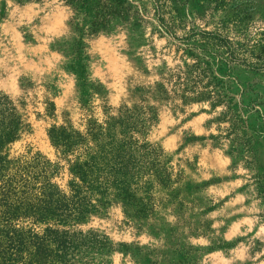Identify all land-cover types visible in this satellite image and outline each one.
<instances>
[{"label": "rangeland", "instance_id": "374dc122", "mask_svg": "<svg viewBox=\"0 0 264 264\" xmlns=\"http://www.w3.org/2000/svg\"><path fill=\"white\" fill-rule=\"evenodd\" d=\"M132 1L140 18L80 36L70 23L72 7L62 0H0V94L14 101L24 121L7 154L60 163L58 182L66 187L69 166L52 145V127L83 131L90 119L145 100L158 112L146 138L163 151L173 185H156L148 215L111 197L74 226L109 238L112 248L89 252L88 261L264 264V70L232 63L217 49L192 50L199 38L185 40L227 21L233 41L264 45V0H162L174 21L168 26L159 21L155 0ZM237 10L243 20L235 23ZM192 52L213 70L223 103L197 102L199 94L187 102L181 94L164 100L154 92L172 75L183 83L179 93L193 88Z\"/></svg>", "mask_w": 264, "mask_h": 264}, {"label": "trees", "instance_id": "16d2710c", "mask_svg": "<svg viewBox=\"0 0 264 264\" xmlns=\"http://www.w3.org/2000/svg\"><path fill=\"white\" fill-rule=\"evenodd\" d=\"M62 1L72 7L70 23L80 36L86 32L96 35L108 31L117 20L141 16L132 0ZM155 1L161 24L168 26L169 19L174 22L162 0ZM233 15V22L243 20L242 11ZM230 25L226 21L217 31L189 32L185 40L199 38V47L195 45L192 50L217 49L232 63L263 71L264 45L233 41ZM260 47L262 52L258 50ZM191 58L193 88L186 87L179 93L183 83L180 77L177 81V76L172 75L156 84V95L170 100L181 94L187 102L190 96L199 94L194 97L197 102L206 99L213 100L215 105L223 103L217 92L221 84L209 64L196 53L192 52ZM202 63L207 65L204 69ZM144 101L123 108L117 115L107 113L104 120L92 118L83 131L52 127L49 131L52 145L69 166L70 180L64 187L58 182L63 169L60 163H53L41 154L9 157L7 148L20 137L24 121L14 101L0 94V264H91L87 254L110 250L109 238L95 232L74 231V226L111 197L135 205L140 215L152 212V191L156 185L171 187L173 174L163 151L146 138L158 112ZM142 192L145 196L139 197ZM39 227H43L42 232L37 230Z\"/></svg>", "mask_w": 264, "mask_h": 264}]
</instances>
